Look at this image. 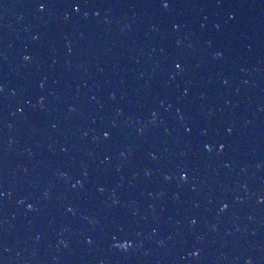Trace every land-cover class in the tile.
I'll use <instances>...</instances> for the list:
<instances>
[{"label": "water", "instance_id": "water-1", "mask_svg": "<svg viewBox=\"0 0 264 264\" xmlns=\"http://www.w3.org/2000/svg\"><path fill=\"white\" fill-rule=\"evenodd\" d=\"M70 2L0 0V264H264V0Z\"/></svg>", "mask_w": 264, "mask_h": 264}, {"label": "snow or ice", "instance_id": "snow-or-ice-1", "mask_svg": "<svg viewBox=\"0 0 264 264\" xmlns=\"http://www.w3.org/2000/svg\"><path fill=\"white\" fill-rule=\"evenodd\" d=\"M48 0H36V7L38 8L39 11L43 12L47 7H48ZM69 6H72V7H75L76 10H79V4H78V0H72V2H70ZM162 6L167 9L170 5L168 2H164L162 4ZM217 55H220V53H217ZM25 60H28L29 57L25 56L24 57ZM175 67L177 69H180L181 68V65L179 63H177L175 65ZM0 91H3L2 88H0ZM105 137H108L109 136V133L108 132H105L104 133ZM223 146H221L222 148ZM209 151H211V148H209ZM79 183V182H78ZM101 191H103V189H101ZM29 207L31 208V205H29ZM225 208H227V205L224 206ZM192 223L195 224L196 221L195 220H192ZM89 243H91V241H89ZM118 247L120 248H124V249H127L129 247V244L127 243H123V244H119ZM193 255H199L198 252H194Z\"/></svg>", "mask_w": 264, "mask_h": 264}, {"label": "clouds", "instance_id": "clouds-1", "mask_svg": "<svg viewBox=\"0 0 264 264\" xmlns=\"http://www.w3.org/2000/svg\"><path fill=\"white\" fill-rule=\"evenodd\" d=\"M249 264H251V262L249 261Z\"/></svg>", "mask_w": 264, "mask_h": 264}]
</instances>
